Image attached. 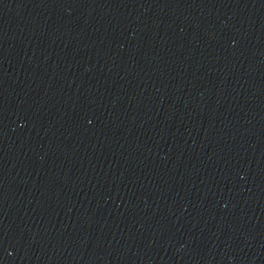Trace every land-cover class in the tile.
<instances>
[{"label":"water","instance_id":"1","mask_svg":"<svg viewBox=\"0 0 264 264\" xmlns=\"http://www.w3.org/2000/svg\"><path fill=\"white\" fill-rule=\"evenodd\" d=\"M0 264H264V0H0Z\"/></svg>","mask_w":264,"mask_h":264}]
</instances>
